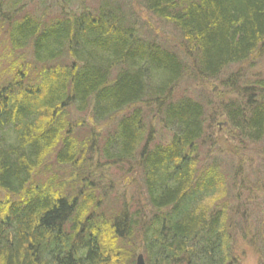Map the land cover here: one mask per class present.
<instances>
[{
    "label": "trees",
    "instance_id": "1",
    "mask_svg": "<svg viewBox=\"0 0 264 264\" xmlns=\"http://www.w3.org/2000/svg\"><path fill=\"white\" fill-rule=\"evenodd\" d=\"M125 1L91 11L66 3L49 22L0 20V264H136L138 253L148 264H241L249 229L264 264V166L235 165L251 197L232 190L208 129L223 115L232 155L245 162L236 148L249 141L264 163V71L246 75L264 55V0H140L144 15ZM186 80L227 90L221 101L212 91L176 97ZM86 111L104 135L79 137L72 113ZM157 125L172 132L166 143L154 142ZM89 154L136 167L144 202L111 197ZM249 206L260 209L253 225Z\"/></svg>",
    "mask_w": 264,
    "mask_h": 264
},
{
    "label": "rangeland",
    "instance_id": "2",
    "mask_svg": "<svg viewBox=\"0 0 264 264\" xmlns=\"http://www.w3.org/2000/svg\"><path fill=\"white\" fill-rule=\"evenodd\" d=\"M121 0H4L3 3V8L2 13H0V17H4L0 20H6V18H12V20H21L24 16L29 15L32 16L35 19H40L43 22H49L53 21L56 19L63 18L65 15H67L68 9L65 8L68 3L72 9L81 11V10H86V11H91L94 10L95 7H112L114 10L118 8V4H120ZM126 3L130 2L129 0L125 1ZM132 7L135 9L137 8L138 12L140 14H143V10L139 7L141 2L140 0H131ZM12 4L14 5L15 8H12ZM82 8V9H81ZM5 12V13H4ZM146 20L149 21L150 23V29L158 35V39L160 41H163L166 44L169 45H175L172 40L169 38L174 37L172 35L173 32H171L169 27H166L161 21L157 20L156 18H152L151 16L148 15V18L146 16ZM3 24V22H1ZM7 31V25L5 24L4 27L0 26V69L5 68V62L3 59L7 52V46L6 42L3 40L5 39V34ZM2 59V60H1ZM258 67L255 69L249 71L246 73L247 76H251L257 71H264V55L263 57L259 58L257 60ZM235 68V67H234ZM218 82H208L205 84L199 83L195 85L190 81L186 80L184 81L181 86L178 87L176 90L175 96L176 97H181L180 94H185V93H193L194 96L199 95H204L208 97L209 93L212 91L216 94V97L219 99V101L222 100L221 93L226 92L225 88H223L221 85H219ZM216 98V99H217ZM217 116V115H216ZM219 116V115H218ZM72 118L75 122H82V126L76 128V133L79 134L80 138H85L87 137L92 129L95 130V136L97 135H104L109 129H105L107 127L105 123H98L95 124L91 114L89 111L86 112H73L72 113ZM224 116L220 115L219 120L218 119H213L211 122V127L208 128L212 134L216 137L217 142L220 143L222 146L223 150L220 152L222 153L223 156V166L224 170L228 168V166L231 168L229 169L230 175L227 177L228 180L229 178L232 180L233 185H231V189L241 192L243 197L248 195V198L251 197L249 190L245 188V186L241 185L242 182V177L241 176H235L232 175L233 173V167L235 165L240 166L239 168L243 171L242 166L245 168H249V166L252 164L253 167L260 166L263 168L264 163L259 165L260 158L259 155L255 153H251V149H253L254 145L251 144V142L247 141L246 145L245 143L242 144L241 146L237 147V150H244L242 154H247L250 155V157L246 159L245 162L238 160L234 155L231 153V148L235 147L237 144V141H233L234 138L231 139L232 132L230 131V128L228 127V123L226 126H219V123H224ZM218 128V130H217ZM154 142L155 143H166L169 141V139L172 137V132L164 128L162 125H157L154 131ZM152 134V135H153ZM235 137V136H234ZM97 145V144H96ZM102 145V144H101ZM230 146V150H229ZM93 153V152H92ZM217 154V153H216ZM90 155V154H89ZM91 158H93V161L96 162L98 161L100 164L99 168L95 170L96 176H99L100 173H104L103 175L105 176V183H109V186L112 187V185L116 188L111 197H116L118 196V192L122 194L124 193H129V195H132L136 200L140 199L139 201L144 202L145 199V194L144 192H140L138 188V177L139 173L136 172V167H133L132 169L129 170V168H126L127 166L123 164V168H121L120 165L118 164H110L107 161L103 160L102 157L99 156H92L90 155ZM237 182V183H235ZM234 186V187H233ZM127 187V188H126ZM127 189V191L125 190ZM138 190V194L136 195ZM2 195V194H0ZM248 198L244 199L241 198L240 200L236 201L235 205L238 206L242 202H246ZM124 199L121 196V200ZM110 203V202H109ZM134 205L136 206L137 203L134 202ZM233 203V201H232ZM138 206V205H137ZM246 213L249 217V224L253 225L255 224V219L258 218V214L260 213V209L258 207L252 208V207H246L245 208ZM250 210H253L252 214H250ZM240 211V214L242 215L241 212H244V210L239 209L238 212ZM241 220V218H239ZM249 233H247V236H242L238 240L237 243V248H236V253L238 254L240 258V263L241 264H258V260L260 257V252L258 249V245L256 242H254L251 237H252V232L254 230L249 229Z\"/></svg>",
    "mask_w": 264,
    "mask_h": 264
},
{
    "label": "water",
    "instance_id": "3",
    "mask_svg": "<svg viewBox=\"0 0 264 264\" xmlns=\"http://www.w3.org/2000/svg\"><path fill=\"white\" fill-rule=\"evenodd\" d=\"M227 123L224 122V123H219V126L222 127V126H226ZM136 264H148L146 262V259H145V256L143 253H138L137 256H136Z\"/></svg>",
    "mask_w": 264,
    "mask_h": 264
}]
</instances>
